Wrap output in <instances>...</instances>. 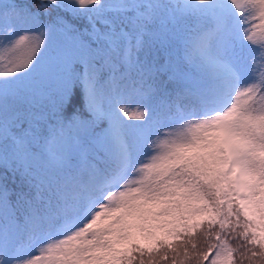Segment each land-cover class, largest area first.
I'll return each mask as SVG.
<instances>
[{"label":"snow or ice","instance_id":"6c2138e0","mask_svg":"<svg viewBox=\"0 0 264 264\" xmlns=\"http://www.w3.org/2000/svg\"><path fill=\"white\" fill-rule=\"evenodd\" d=\"M0 264H264V0H0Z\"/></svg>","mask_w":264,"mask_h":264}]
</instances>
